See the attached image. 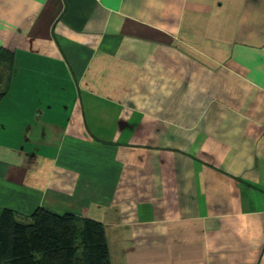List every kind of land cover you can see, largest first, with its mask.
<instances>
[{
    "label": "crops",
    "instance_id": "1",
    "mask_svg": "<svg viewBox=\"0 0 264 264\" xmlns=\"http://www.w3.org/2000/svg\"><path fill=\"white\" fill-rule=\"evenodd\" d=\"M0 217L105 226L111 264H264V0H0Z\"/></svg>",
    "mask_w": 264,
    "mask_h": 264
},
{
    "label": "trees",
    "instance_id": "2",
    "mask_svg": "<svg viewBox=\"0 0 264 264\" xmlns=\"http://www.w3.org/2000/svg\"><path fill=\"white\" fill-rule=\"evenodd\" d=\"M15 64V55L0 51V102L2 89ZM29 222L13 209L0 217V264H111L105 226L73 214L36 210Z\"/></svg>",
    "mask_w": 264,
    "mask_h": 264
},
{
    "label": "rangeland",
    "instance_id": "3",
    "mask_svg": "<svg viewBox=\"0 0 264 264\" xmlns=\"http://www.w3.org/2000/svg\"><path fill=\"white\" fill-rule=\"evenodd\" d=\"M22 222H26V223H28V222H29V220H26V221H25V220L23 219V221H22Z\"/></svg>",
    "mask_w": 264,
    "mask_h": 264
}]
</instances>
